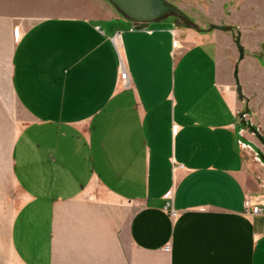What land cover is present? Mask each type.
I'll use <instances>...</instances> for the list:
<instances>
[{
  "label": "crops",
  "instance_id": "obj_1",
  "mask_svg": "<svg viewBox=\"0 0 264 264\" xmlns=\"http://www.w3.org/2000/svg\"><path fill=\"white\" fill-rule=\"evenodd\" d=\"M167 16L140 27L110 0H0V201L18 189L19 264H264L234 34Z\"/></svg>",
  "mask_w": 264,
  "mask_h": 264
},
{
  "label": "rangeland",
  "instance_id": "obj_2",
  "mask_svg": "<svg viewBox=\"0 0 264 264\" xmlns=\"http://www.w3.org/2000/svg\"><path fill=\"white\" fill-rule=\"evenodd\" d=\"M169 1L187 14V17L167 16L175 17L179 24L195 25L199 29H213L214 24H220L228 26V29L233 32V46L229 54L236 58L234 71L238 66L245 84V96L242 99L239 98L238 120L242 130L245 131L244 137L247 140L244 146L248 151V166L264 191V163L260 158V154L264 153V145L260 139V133H264V93L262 90L264 0ZM222 10L225 12L222 21L216 23L210 15H217ZM238 34L242 36L241 41L245 49L241 60L235 43ZM233 81L236 87L235 79ZM19 197L18 189L9 184L8 196L0 201V264H19L12 251L9 237L11 219L19 203Z\"/></svg>",
  "mask_w": 264,
  "mask_h": 264
},
{
  "label": "water",
  "instance_id": "obj_3",
  "mask_svg": "<svg viewBox=\"0 0 264 264\" xmlns=\"http://www.w3.org/2000/svg\"><path fill=\"white\" fill-rule=\"evenodd\" d=\"M110 2L126 17L136 22L140 27H147L151 22L167 15H176L177 17H187V14L169 0H110ZM213 28L228 30V26L214 24ZM235 43L240 52V58L244 57L245 49L241 41V35L238 34ZM236 82V91L240 99L244 97L243 88L239 79L238 68L234 71ZM264 145V136L260 135ZM244 144V142H242ZM245 145V144H244ZM264 163V153L260 154Z\"/></svg>",
  "mask_w": 264,
  "mask_h": 264
},
{
  "label": "built area",
  "instance_id": "obj_4",
  "mask_svg": "<svg viewBox=\"0 0 264 264\" xmlns=\"http://www.w3.org/2000/svg\"><path fill=\"white\" fill-rule=\"evenodd\" d=\"M15 36H16V41L20 40V33L18 29H15ZM119 84L123 86H129L130 85V75L128 71L125 69L124 65L122 64L121 70H120V75H119ZM165 208L171 213L173 217L178 216V212L173 209L172 203L168 201L166 203ZM245 208L248 213H253V214H264V209L261 205L253 204L250 199H246L245 201ZM165 250L169 251L170 246L166 245Z\"/></svg>",
  "mask_w": 264,
  "mask_h": 264
},
{
  "label": "trees",
  "instance_id": "obj_5",
  "mask_svg": "<svg viewBox=\"0 0 264 264\" xmlns=\"http://www.w3.org/2000/svg\"><path fill=\"white\" fill-rule=\"evenodd\" d=\"M187 26H189V27H194V28L199 29V27H197V26H195V25H187ZM199 30H202V29H199Z\"/></svg>",
  "mask_w": 264,
  "mask_h": 264
}]
</instances>
